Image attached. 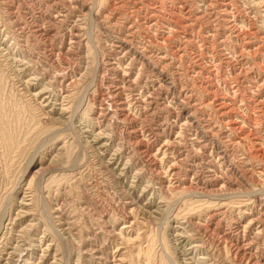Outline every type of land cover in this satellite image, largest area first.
<instances>
[{"label": "rangeland", "instance_id": "rangeland-1", "mask_svg": "<svg viewBox=\"0 0 264 264\" xmlns=\"http://www.w3.org/2000/svg\"><path fill=\"white\" fill-rule=\"evenodd\" d=\"M254 4L0 0V264H264Z\"/></svg>", "mask_w": 264, "mask_h": 264}, {"label": "bare ground", "instance_id": "bare-ground-1", "mask_svg": "<svg viewBox=\"0 0 264 264\" xmlns=\"http://www.w3.org/2000/svg\"><path fill=\"white\" fill-rule=\"evenodd\" d=\"M254 6L256 5V7L257 8H261V7H264V1H262V0H254ZM253 4V3H252ZM227 10V9H226ZM261 12H262V10H260ZM203 14V13H202ZM264 16V14L262 15V17ZM201 17V16H200ZM263 20H264V17H263ZM196 24V23H195ZM262 26V25H261ZM173 30V29H172ZM217 32V31H216ZM240 34V33H239ZM238 34V35H239ZM242 34V33H241ZM215 35V34H214ZM131 42V41H130ZM132 44V43H131ZM130 44V45H131ZM134 44V43H133ZM123 46V45H122ZM119 47V46H118ZM121 49H122V47H121ZM129 49V48H128ZM126 50V49H125ZM124 50V51H125ZM130 51V50H129ZM243 51V50H242ZM135 54L137 53V52H134ZM142 53V52H141ZM251 55V54H250ZM140 58V57H139ZM244 70V69H243ZM215 74V73H214ZM218 76V75H217ZM168 77V76H167ZM173 77V76H172ZM129 78V77H128ZM214 78V77H213ZM215 79V78H214ZM126 80V79H125ZM175 81V80H174ZM226 83H227V81H225ZM173 85V84H172ZM260 85V84H259ZM164 86V85H163ZM234 87V86H233ZM43 91V90H42ZM221 93V92H220ZM234 94V93H233ZM38 95V94H37ZM218 100H215L217 103H216V106H217V108L219 109V110H222L223 108H225V103H223V99L221 98V99H219V98H217ZM231 99V98H230ZM234 100H236V99H234ZM231 102H232V104L234 105V104H236V101H233V100H230ZM240 101H242V100H240ZM243 101H245V100H243ZM184 104V103H183ZM195 104V103H194ZM197 104V103H196ZM248 105V104H247ZM212 106V105H211ZM233 108V107H232ZM231 108V109H232ZM230 109V108H229ZM232 110H235V109H232ZM244 110V109H243ZM175 111V110H174ZM217 112V111H216ZM228 113H229V111H228ZM224 114V113H223ZM226 114V113H225ZM232 115H234V116H232L233 118H235V121L236 122H233V123H235V124H241V120H243L244 122L246 121L245 119H244V117L240 114V112H238L237 111V109L235 110V111H233V114ZM188 117V116H187ZM250 120H251V118H249ZM239 120V121H238ZM248 123V122H247ZM174 125V124H173ZM245 125V124H244ZM260 125V124H259ZM190 126V125H189ZM240 126V125H239ZM231 130H235V129H237V128H235V125H233V124H231L230 125V127H229ZM259 128V127H258ZM235 132H237V131H235ZM240 132V131H239ZM243 132V131H242ZM245 132V131H244ZM250 132V131H249ZM180 133V132H179ZM231 133V132H230ZM196 134H198V132L196 133ZM243 134V133H242ZM245 139H251V141L254 143V145H256L258 148H260L261 149V147L264 149V139L262 138V137H260V136H258L257 134V137H255L254 139H252V138H250L251 137V132H250V134L248 133H246L245 132ZM198 136V135H197ZM97 141V140H96ZM250 141V142H251ZM165 142L166 143H169L170 141H169V138L168 139H166L165 140ZM197 141L195 140V143H196ZM176 143V142H175ZM170 145H172V144H170ZM170 145H168L169 147H171ZM205 146V145H204ZM257 149V148H256ZM259 149V150H260ZM262 150V149H261ZM161 151V148H158V151H157V153H156V155H158L159 153H161L160 152ZM138 152V151H137ZM263 155H264V153H263ZM258 156L260 157V154H258ZM209 157V156H208ZM264 157V156H263ZM163 158V157H162ZM221 158V157H220ZM254 159H259L258 157L256 158V155H255V157H250L249 158V160L250 161H254ZM163 160H165V158L164 159H162V161ZM260 160V159H259ZM262 162L264 163V159L262 160ZM175 164V163H174ZM176 165H177V163H176ZM173 165H171L169 168H168V170H167V173H166V175H170V172H173V170H175V168L174 167H172ZM229 166V165H228ZM238 166V165H237ZM262 167V166H261ZM217 168V167H216ZM239 168V167H238ZM263 168V167H262ZM262 172H259L260 173V175H262L263 177H264V169H262L261 170ZM175 173V172H174ZM243 173V172H242ZM257 173V172H256ZM172 176V175H171ZM215 177H216V175H215ZM161 178H163V177H161ZM206 180V179H205ZM162 181H163V179H162ZM214 181V180H213ZM227 184V183H226ZM219 186V185H218ZM227 186V185H226ZM222 188V187H221ZM223 190V189H222ZM224 190H225V188H224ZM196 196H203L205 199V203L207 204L206 206H207V211H208V214H212V212H213V214H214V212L218 209H220L221 207L220 206H222V205H225L226 203L224 202V201H222V200H224V199H227V197L226 196H222V193L220 194V193H215V194H212V195H210L209 193H197V194H195ZM254 195V194H253ZM207 196L209 197V198H207ZM238 196H241V194H236V195H234V196H232L233 197V200H232V202L231 203H236V206H241L242 207V205H244L245 204V202H246V200L245 199H243V198H240V197H238ZM211 197V198H210ZM254 197V196H253ZM200 198V197H199ZM222 201V202H221ZM202 202H204V201H202ZM247 203V202H246ZM228 204V203H227ZM226 204V205H227ZM230 204V203H229ZM230 206V205H229ZM260 206H262V205H260ZM220 207V208H219ZM228 207V206H227ZM240 207V209H242ZM247 210V209H246ZM220 211V210H219ZM252 211V210H251ZM264 211V210H263ZM209 212H211V213H209ZM246 212V211H245ZM244 212V213H245ZM260 212V211H259ZM201 214V213H200ZM227 214V213H226ZM245 214H248V213H245ZM254 214V213H253ZM260 214H264V213H260ZM251 215V214H250ZM206 217V216H205ZM258 218V217H257ZM259 219H261V217L259 218ZM252 220H253V218H250V221L247 223V224H250V222H252ZM256 220V219H255ZM254 221V220H253ZM257 221V220H256ZM260 220H258V222H259ZM259 223H261V221L259 222ZM239 224V223H238ZM258 226V225H257ZM257 229H258V227H256ZM244 229V228H243ZM264 229V228H263ZM214 230V229H213ZM258 231V230H257ZM262 231V230H261ZM247 232V231H246ZM225 233V232H224ZM241 233H242V231H241ZM263 233V232H262ZM261 234V233H260ZM259 234V235H260ZM224 235V234H223ZM245 235V234H244ZM243 235V236H244ZM258 235V234H257ZM262 235V234H261ZM222 237V236H221ZM238 237V236H237ZM260 237V236H259ZM220 238V237H219ZM240 238V237H239ZM238 238V239H239ZM245 238V237H244ZM247 238V237H246ZM181 239V238H180ZM179 239V240H180ZM257 239V238H256ZM224 240V239H223ZM226 240H227V238H226ZM225 240V241H226ZM232 240V239H231ZM243 240H241V242H242ZM251 241H252V239H251ZM250 242V241H249ZM254 242V241H253ZM223 243V242H222ZM227 243V242H226ZM242 243H244V242H242ZM251 243V242H250ZM195 244H197V243H195ZM228 244V243H227ZM226 244V245H227ZM231 244V243H230ZM222 245V244H221ZM232 245V244H231ZM235 246H236V244H234ZM245 245V244H244ZM229 246V245H228ZM232 247H234L233 245L230 247V248H232ZM246 247V246H245ZM199 248V247H198ZM229 248V247H228ZM239 248V247H238ZM241 248V247H240ZM242 248H243V246H242ZM244 249V248H243ZM251 249V248H250ZM237 251L236 252H238V251H240V249H236ZM188 252V251H187ZM233 252V251H232ZM235 252V253H236ZM241 252V251H240ZM234 253V252H233ZM239 253V252H238ZM249 253H250V251H249ZM243 254V253H242ZM240 255V254H239ZM238 255V256H239ZM247 255H248V253H247ZM252 255V254H251ZM254 255V254H253ZM256 255V254H255ZM261 255H263V254H261ZM234 256H235V254H234ZM241 256V255H240ZM245 256V255H244ZM236 257V256H235ZM248 257V256H247ZM247 257H244V258H247ZM250 257V256H249ZM242 258V257H241ZM252 258V257H251ZM207 259V258H206ZM249 259V258H248ZM255 259V258H254ZM253 259V260H254ZM252 260V259H251ZM237 261H239V260H237ZM232 262V261H231ZM235 262V261H234ZM241 262V261H240ZM258 262V261H257ZM243 263V262H242ZM245 264H252L251 263V261H245ZM254 264V263H253ZM258 264V263H257Z\"/></svg>", "mask_w": 264, "mask_h": 264}]
</instances>
